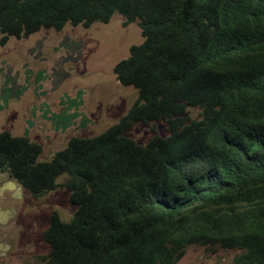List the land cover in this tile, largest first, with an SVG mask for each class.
Returning a JSON list of instances; mask_svg holds the SVG:
<instances>
[{"label":"trees","instance_id":"trees-1","mask_svg":"<svg viewBox=\"0 0 264 264\" xmlns=\"http://www.w3.org/2000/svg\"><path fill=\"white\" fill-rule=\"evenodd\" d=\"M115 13L143 37L113 67L137 89L127 112L48 161L0 132V173L35 196L63 186L77 205L51 213L45 264H176L191 245L264 264V0H0V43ZM156 119L166 136L125 134Z\"/></svg>","mask_w":264,"mask_h":264},{"label":"rangeland","instance_id":"rangeland-1","mask_svg":"<svg viewBox=\"0 0 264 264\" xmlns=\"http://www.w3.org/2000/svg\"><path fill=\"white\" fill-rule=\"evenodd\" d=\"M122 21L115 13L108 22L66 23L60 30L41 28L0 43V132L38 142V160L48 161L71 136H95L118 121L137 89L118 82L113 67L128 56L130 46L143 41L135 22L124 26ZM188 113L197 117L198 111L189 108ZM168 133L159 119L138 121L125 132L137 143ZM69 194L58 186L35 196L0 173V264H45L42 256L50 247L41 233L52 212L71 218L77 205ZM237 252L191 245L176 264H235Z\"/></svg>","mask_w":264,"mask_h":264}]
</instances>
